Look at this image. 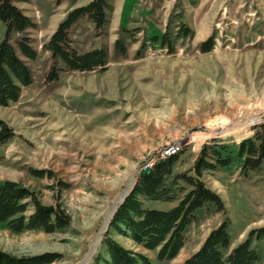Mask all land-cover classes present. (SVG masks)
I'll return each mask as SVG.
<instances>
[{"label":"rangeland","instance_id":"374dc122","mask_svg":"<svg viewBox=\"0 0 264 264\" xmlns=\"http://www.w3.org/2000/svg\"><path fill=\"white\" fill-rule=\"evenodd\" d=\"M90 1L18 3L37 23L27 34L38 57H24L34 82L19 101L0 106V118L15 132L0 145V180L18 181L44 204H62L71 215L70 225L54 232H17L2 222L0 248L17 256L52 252L58 259L49 264H90L104 253L107 218L149 162L151 167L172 154L161 157L165 148L180 153L173 177L194 174L205 142L239 143L264 122V0H110L102 28L87 15L70 31L80 53L108 51L107 69L72 70L44 44L70 10ZM6 28L0 22V41ZM19 38L13 31L16 47ZM204 43L212 49L204 51ZM53 67L57 78L49 81ZM233 156L229 166L202 176L226 210L201 207L175 258L159 259L158 248L114 237L151 264H181L229 219L236 246L264 225V164L245 176L236 149ZM173 186L176 200L146 205L169 209L191 189L183 179ZM252 248L259 256L253 264H264V238L254 237Z\"/></svg>","mask_w":264,"mask_h":264},{"label":"trees","instance_id":"16d2710c","mask_svg":"<svg viewBox=\"0 0 264 264\" xmlns=\"http://www.w3.org/2000/svg\"><path fill=\"white\" fill-rule=\"evenodd\" d=\"M29 0H0V22L6 25V36L0 41V106H9L19 101L23 89L34 82L33 72L24 57L34 60L37 49L32 38L25 33L36 28L37 23L28 15L19 2ZM110 0H91L88 4L73 8L59 23L57 29L44 44L54 58L61 59L69 69L79 71H103L108 67V51L94 48L80 53L74 46L70 34L73 25L83 16L94 20L97 28L108 21ZM13 31L20 33L17 47L11 39ZM158 40V36H153ZM167 40V36L162 38ZM204 51H210L213 44L204 43ZM116 48L124 50L121 41ZM57 78L53 67L47 76L49 81ZM15 135L14 128L0 118V145ZM242 159L241 173L248 176L264 164V122L254 126V133L244 137L239 143H222L213 138L203 144L194 161V174L181 173L173 177L179 161V154L157 160L153 166L143 168L132 190L119 205L103 238L104 253H99L90 264H151L150 258L142 252L126 247L114 234L132 240L145 249H159V259H173L183 248L186 231L196 218L197 211L206 204L217 211H225L221 195L209 187L202 179L205 171H213L218 166H229L233 152ZM178 179L191 186L180 198L177 205L169 209H159L146 205L151 200H176L173 184ZM34 210L28 214L31 208ZM7 222L17 232L43 230L54 232L70 225L71 215L62 204H44L34 191L15 180H0V223ZM229 219L212 229L202 245L181 264H253L259 256L252 248L253 238H264V225L252 229L248 237L233 247L229 232ZM58 259L52 252L29 256H17L0 248V264H49Z\"/></svg>","mask_w":264,"mask_h":264},{"label":"bare ground","instance_id":"6f19581e","mask_svg":"<svg viewBox=\"0 0 264 264\" xmlns=\"http://www.w3.org/2000/svg\"><path fill=\"white\" fill-rule=\"evenodd\" d=\"M169 151H171L172 152V154L171 155H173V154H178V152H179V150H177V149H174L173 147L171 148V150H169ZM168 151V152H169ZM168 152H167V154H168ZM115 209V208H114ZM113 212V211H112ZM112 214L113 213H110V216L107 218V220H106V222H105V225H104V228H103V230H102V232L107 228V226H108V224H109V222H110V220H111V217H112ZM100 237V236H99ZM99 240V239H98ZM95 242H96V240H94ZM96 244V243H95ZM93 247V246H92Z\"/></svg>","mask_w":264,"mask_h":264},{"label":"built area","instance_id":"2783aa9c","mask_svg":"<svg viewBox=\"0 0 264 264\" xmlns=\"http://www.w3.org/2000/svg\"><path fill=\"white\" fill-rule=\"evenodd\" d=\"M172 147H173V146L165 148V150H163V152H162L161 157H165V155L167 154V152H168L169 150H171ZM148 166H150V162H149L145 167H148Z\"/></svg>","mask_w":264,"mask_h":264},{"label":"water","instance_id":"95a60500","mask_svg":"<svg viewBox=\"0 0 264 264\" xmlns=\"http://www.w3.org/2000/svg\"><path fill=\"white\" fill-rule=\"evenodd\" d=\"M135 183H136V182H135ZM135 183H134V184H135ZM134 184H133V186H134ZM132 188H133V187H132ZM132 188L129 190V192L132 190ZM129 192H128L127 194H129ZM127 194L124 196V198H123V200L121 201V203L125 200V197L127 196ZM121 203H120V204H121ZM120 204H119V205H120ZM119 205L117 206V208L119 207ZM117 208H116V210H117ZM116 210L114 211V213L116 212ZM114 213H113V215H112V218H113V216H114ZM112 218H111V220H112ZM111 220H110V222H111ZM110 222H109V225H110ZM109 225H108V227H109ZM107 229H108V228H107Z\"/></svg>","mask_w":264,"mask_h":264},{"label":"crops","instance_id":"0c3cea01","mask_svg":"<svg viewBox=\"0 0 264 264\" xmlns=\"http://www.w3.org/2000/svg\"><path fill=\"white\" fill-rule=\"evenodd\" d=\"M18 5H19V4H18ZM19 6H20V5H19ZM20 7H21V6H20ZM21 8H22V7H21ZM27 14H28V13H27ZM28 15H30L32 18H34L31 14H28ZM35 21H36V20H35ZM28 30H29V29H28ZM28 30H26L25 33H27Z\"/></svg>","mask_w":264,"mask_h":264}]
</instances>
